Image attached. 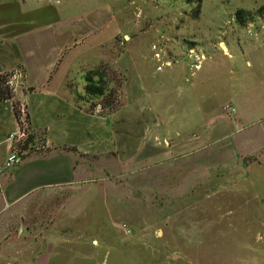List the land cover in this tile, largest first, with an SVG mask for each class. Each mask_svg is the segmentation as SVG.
Returning <instances> with one entry per match:
<instances>
[{"label":"rangeland","instance_id":"1","mask_svg":"<svg viewBox=\"0 0 264 264\" xmlns=\"http://www.w3.org/2000/svg\"><path fill=\"white\" fill-rule=\"evenodd\" d=\"M22 110L20 264H264V0H0V165Z\"/></svg>","mask_w":264,"mask_h":264},{"label":"crops","instance_id":"2","mask_svg":"<svg viewBox=\"0 0 264 264\" xmlns=\"http://www.w3.org/2000/svg\"><path fill=\"white\" fill-rule=\"evenodd\" d=\"M3 69H8V68H3ZM33 92L30 94L32 95ZM71 94V93H70ZM73 96V94H71ZM74 97V96H73ZM235 105L237 104L238 110H239V117L236 119L234 122H225L223 124L218 125L217 127L213 128V130H207V126H204V130L202 131V134L200 135L202 139H210V136L213 133H220L222 132H232L233 137L238 139L239 146L242 148L245 147L246 149L252 146L254 143L251 138L245 137L241 135V138L237 137V134H234L233 132L235 131H241L243 129H246L250 122L252 120H256L257 115H251L248 112L244 110V107L241 106L238 102L237 97H232V99ZM34 112L31 109L30 112V119H31V127L32 131L34 134L40 133V131L45 132V140H46V145L49 147V145H56L54 142L51 141V136H50V127H43L40 125V120L37 117L36 113L37 111ZM85 115V114H83ZM259 118V117H258ZM43 127V128H42ZM44 130H47L44 131ZM239 134V133H238ZM241 134V132H240ZM226 137V136H224ZM223 137V138H224ZM35 136L33 135V139ZM222 138V137H221ZM244 138V140H243ZM215 141H219L217 138H214ZM200 142V141H198ZM209 142V141H208ZM208 142H203L207 144ZM74 147V146H73ZM77 148V147H76ZM55 149V147H54ZM32 165V163H30ZM28 166V165H27ZM21 168L16 167L14 171L5 173L4 175L7 174H17L20 171ZM33 168L25 169L23 172L20 173L18 176V181L13 182L12 177L10 178H3L0 179V200L2 199V205L0 204V264H20L22 261V253H23V248H20V243H18L21 240H24V237L28 235L29 229L27 226L20 225L18 227L16 224L8 226L7 224V218L12 219L14 217H19L20 212H21V206L20 204L28 197V195L33 192V188L41 186V185H46V181L42 180L41 177L33 179L32 173L35 171H31ZM29 170V172H28ZM30 172L31 175H28ZM13 174V175H14ZM25 198V199H24ZM10 205L11 208H14L13 211L8 213L6 208ZM30 247V250H32ZM35 251V250H34ZM36 254V253H34ZM35 256V255H34ZM50 262V256H47V254L44 255H38L35 258L31 259V261L28 264H49Z\"/></svg>","mask_w":264,"mask_h":264},{"label":"built area","instance_id":"3","mask_svg":"<svg viewBox=\"0 0 264 264\" xmlns=\"http://www.w3.org/2000/svg\"><path fill=\"white\" fill-rule=\"evenodd\" d=\"M235 112V109H230ZM28 117L25 116V111L22 110L19 114L18 125L14 132L9 135L7 143V157L2 165H0V174L5 171H10L15 168L25 156V148H31V129Z\"/></svg>","mask_w":264,"mask_h":264},{"label":"trees","instance_id":"4","mask_svg":"<svg viewBox=\"0 0 264 264\" xmlns=\"http://www.w3.org/2000/svg\"><path fill=\"white\" fill-rule=\"evenodd\" d=\"M87 80H88V85H87L86 89H87V93L90 96H97V95L103 96L104 95L105 89L101 88V87H98L94 83V80H93V78L90 75L87 76Z\"/></svg>","mask_w":264,"mask_h":264}]
</instances>
